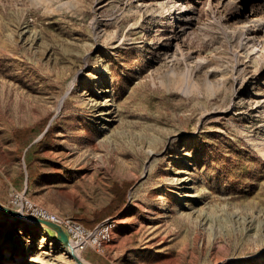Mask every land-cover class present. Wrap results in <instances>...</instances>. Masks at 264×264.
<instances>
[{
  "label": "rangeland",
  "instance_id": "1",
  "mask_svg": "<svg viewBox=\"0 0 264 264\" xmlns=\"http://www.w3.org/2000/svg\"><path fill=\"white\" fill-rule=\"evenodd\" d=\"M15 191L117 220L88 264H264V0H0V205ZM30 220L0 210V264H79Z\"/></svg>",
  "mask_w": 264,
  "mask_h": 264
},
{
  "label": "built area",
  "instance_id": "2",
  "mask_svg": "<svg viewBox=\"0 0 264 264\" xmlns=\"http://www.w3.org/2000/svg\"><path fill=\"white\" fill-rule=\"evenodd\" d=\"M11 204L20 212L28 213L33 217L59 225L68 233L70 246L77 253H83L90 248L102 251L115 238L117 230V220L115 219H106L93 229H89L73 218L63 217L34 202L19 191H15L12 194Z\"/></svg>",
  "mask_w": 264,
  "mask_h": 264
},
{
  "label": "water",
  "instance_id": "3",
  "mask_svg": "<svg viewBox=\"0 0 264 264\" xmlns=\"http://www.w3.org/2000/svg\"><path fill=\"white\" fill-rule=\"evenodd\" d=\"M0 210L4 211L6 213H9L13 216L20 217L22 219L23 218H31L37 222L45 224L46 226H48L49 228H51L52 230H54L57 233L59 240L63 244H65L66 246H70V237H69L68 233L65 230H63L59 225L52 223V222H49V221L42 220L40 218L28 217V216L23 215L22 213H20L18 211L9 209L7 207H3L1 205H0ZM74 257L79 264H83L82 260H80V258L76 254H74Z\"/></svg>",
  "mask_w": 264,
  "mask_h": 264
},
{
  "label": "bare ground",
  "instance_id": "4",
  "mask_svg": "<svg viewBox=\"0 0 264 264\" xmlns=\"http://www.w3.org/2000/svg\"><path fill=\"white\" fill-rule=\"evenodd\" d=\"M188 9V8H187ZM187 18H188V16H187ZM186 19V18H185ZM189 19V18H188ZM187 19V20H188ZM258 27L260 28V26L258 25ZM104 76V75H103ZM105 77V76H104ZM99 80V83H101V82H103L104 80H103V78L102 79H100L99 77H95V81H98ZM106 99H109V98H106ZM106 103H109V100H107V101H105ZM186 180V178H181V182H183V181H185ZM187 192V191H186ZM185 197H194V195H192L191 194V192H187V193H185ZM167 201H168V199L167 198H164V201H163V205H165L166 203H167ZM181 205H179L178 206V208H176L177 210H180L181 209ZM165 211H166V209H165ZM164 211V212H165ZM176 211V210H175ZM166 213V212H165ZM164 214H162L160 217L162 218V217H164L163 216ZM24 219V221H27L28 223L31 221L30 220V218H23ZM35 222V221H34ZM35 223H37V222H35ZM68 247V249H69V251L74 255V254H76L79 258H80V260H82V262H83V264H88L87 262H85V260H84V258H82L76 251H73L72 250V248H71V246H67Z\"/></svg>",
  "mask_w": 264,
  "mask_h": 264
},
{
  "label": "trees",
  "instance_id": "5",
  "mask_svg": "<svg viewBox=\"0 0 264 264\" xmlns=\"http://www.w3.org/2000/svg\"><path fill=\"white\" fill-rule=\"evenodd\" d=\"M119 196H120L119 200H121L122 203H125V201L127 200L126 199L127 198V190L125 189V190L121 191V194H119Z\"/></svg>",
  "mask_w": 264,
  "mask_h": 264
}]
</instances>
